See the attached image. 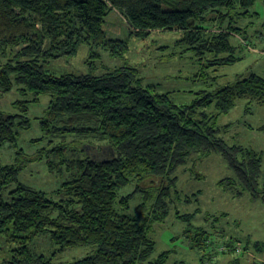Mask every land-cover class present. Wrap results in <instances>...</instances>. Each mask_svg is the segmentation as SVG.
I'll use <instances>...</instances> for the list:
<instances>
[{"label":"trees","instance_id":"16d2710c","mask_svg":"<svg viewBox=\"0 0 264 264\" xmlns=\"http://www.w3.org/2000/svg\"><path fill=\"white\" fill-rule=\"evenodd\" d=\"M254 3L0 0V57L5 58L0 93L16 88L19 95L13 102L17 113L0 111V149L5 143L17 146L20 131L31 125L29 104L48 96L39 120L43 136L32 140L46 141V146L25 160L46 157L50 171L65 170L69 175L55 192L59 199L53 200L18 181L23 163H0V239L10 246L3 264H52L58 254L79 246L90 247V252L60 264H166L169 251L150 259L156 246L152 226L165 220L175 199L181 198L178 169L213 152L233 172L219 185L237 196L249 192L264 203V153L229 145L217 127L218 117L238 100L264 106V77L254 73L238 77L213 92H199L190 104H178L170 93L144 85L137 68L128 64L107 67L98 75L61 76L48 73L44 66L52 59L75 56L81 45L90 48L91 58L99 57L93 50L97 48L112 57L125 54L128 41L109 37L103 29L112 10L125 19L131 36L144 39L155 31H176L182 53L192 49L199 59L207 54L216 58L232 51L229 38L240 30L230 25L212 33L206 25L208 15L223 23L234 13L248 14ZM235 60L214 59L208 65ZM90 147L107 148L109 156L97 159L87 152ZM176 215L191 216L178 211ZM42 235L55 246L49 255L31 247ZM253 243L258 252L263 250L264 242ZM226 245L231 247L232 241ZM253 264L264 261L255 259Z\"/></svg>","mask_w":264,"mask_h":264},{"label":"rangeland","instance_id":"374dc122","mask_svg":"<svg viewBox=\"0 0 264 264\" xmlns=\"http://www.w3.org/2000/svg\"><path fill=\"white\" fill-rule=\"evenodd\" d=\"M207 18L206 25L212 33L230 25L240 30L229 38L231 52H221L216 54V58L207 54L203 59L195 55L196 50L189 49L182 53L181 47L176 45L180 38L176 31H155L144 39L131 36L125 19L116 10H112L105 19L103 29L109 37L128 41L125 54L112 57L108 50L97 48L93 50L99 53V57L91 58L90 48L81 45L73 57H60L46 62L45 70L56 76L98 75L107 67L128 64L137 68L144 85L154 86L160 93H170L178 104H190L199 92H213L233 83L238 77H248L252 73L264 77V1L255 0L248 14L234 13L227 16L223 23L216 20L214 14ZM231 57L236 60L227 65H208V61ZM4 62L5 58L0 57V65ZM18 98L16 88L0 93V111L6 114L17 113L13 102ZM48 102V96H43L39 102L29 104L27 116L31 122L30 128L20 131L16 147L8 143L2 146L0 163H23L18 181L58 200L55 192L68 179V173L65 170L50 171L46 157L25 160L46 146V141L32 140L43 136L39 120ZM263 125L264 106L246 100H238L231 111L217 119L220 136L229 145H242L264 153ZM20 151L24 154H19ZM87 152L97 159L109 156L107 148L98 150L90 147ZM195 158L176 172V188L181 198L175 199L165 220L152 226L150 236L156 246L150 259L156 258L163 251H169L166 264H253L255 259L264 261V248L258 252L253 245V242H264V203L253 198L249 192L237 196L219 185L220 179L233 174L219 153ZM187 196L191 197V201H185ZM139 202L140 199H136L132 207ZM176 211L180 215L191 216L182 218L176 215ZM230 240L231 247L226 245ZM31 247L45 255L55 249L48 235L36 238ZM9 250V244L0 239V264L8 257ZM89 252L90 247L66 249L53 259L52 264L71 262Z\"/></svg>","mask_w":264,"mask_h":264}]
</instances>
